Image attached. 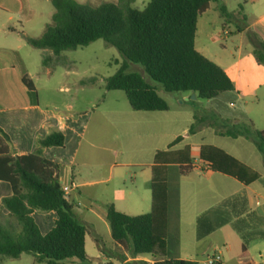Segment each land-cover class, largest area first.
I'll return each mask as SVG.
<instances>
[{
  "label": "trees",
  "instance_id": "16d2710c",
  "mask_svg": "<svg viewBox=\"0 0 264 264\" xmlns=\"http://www.w3.org/2000/svg\"><path fill=\"white\" fill-rule=\"evenodd\" d=\"M50 1L55 8L52 23L45 27L41 37L25 38L28 45L46 53L41 61L44 68L61 65L58 59L63 52L102 39L123 58L117 71L105 81L107 91H123L133 111L147 112L168 110L159 89L170 94L195 93L199 99L207 100L211 109L193 110L187 134L209 127L218 136L251 140L264 167V129L252 128L246 114L234 106L237 97L233 83L194 47L198 16L218 0H149L142 10L133 8V0H117L97 7L74 0ZM219 13L222 17L227 15L224 6H219ZM246 36L256 62L264 65V41L253 32ZM130 64L139 65L159 87L128 71ZM21 81L32 90L26 77ZM181 139L176 138L168 149L154 155L148 213L131 216L111 205L105 208L114 243L131 258H151V263L130 260L122 264H199L183 260L179 254L178 183L193 168L188 146L171 150ZM63 145V134L52 130L34 152L15 156L9 137L0 129V182L9 184L11 189V195L0 202V264L22 254H31L37 263L45 264L88 262L86 228L64 196L57 164L42 153L43 148ZM198 158L210 170L244 185L260 179L258 173L216 147L200 146ZM34 211L56 213L55 225L47 234L40 233L32 218ZM225 225H230L242 240L238 255L241 261L247 258L249 241L264 239V217L248 212L234 218L224 206L212 207L197 217L196 239L199 241Z\"/></svg>",
  "mask_w": 264,
  "mask_h": 264
},
{
  "label": "crops",
  "instance_id": "0c3cea01",
  "mask_svg": "<svg viewBox=\"0 0 264 264\" xmlns=\"http://www.w3.org/2000/svg\"><path fill=\"white\" fill-rule=\"evenodd\" d=\"M248 4L251 9L245 12L244 6ZM219 6H224L227 12L225 17L220 15ZM235 6L240 12L229 9L232 7L230 0L211 2L207 10L197 18L194 47L225 72L236 93L234 106L246 114L253 129L262 130L264 127H256L255 115L249 111L248 106L254 103L260 107L264 102V65L256 62L246 33L253 32L264 41V0H244ZM3 36L16 37V41L23 40L21 37L26 38L11 30H4ZM45 70L46 75L52 74L51 68ZM63 70L68 74L66 68ZM27 76L24 69L0 64V129L9 137L11 151L15 156L34 152L40 140L52 130L63 134L62 147H46L42 153L44 158L57 164L61 187L69 188L65 198L86 228L84 244L89 263L122 264L148 256L131 258L127 251L114 243L105 208L111 205L117 211L131 216H134L130 213L133 210L149 211L154 155L157 151L168 149L178 137L182 139L171 150L188 146L193 165L189 173L179 178L178 183L181 259L183 223L190 227L206 210L224 206L234 218L248 212L264 217V167L261 155L253 144L242 137L232 139L218 136L209 127L193 135L187 134L193 110L211 109V106L201 105L197 94L182 92L172 96L175 104L168 103L166 111H133L123 106L121 110L95 115L75 111L74 98L69 96L71 90L67 85H45L41 90ZM23 77L29 80L33 91L22 83ZM193 94L195 98L191 97ZM206 103L209 104L208 101ZM113 145L121 150L119 156L116 153L118 160L109 159L105 154ZM202 145L223 150L258 173L260 179L244 185L210 170L207 163L192 157V148L195 147L198 152ZM9 195V184L0 182V202ZM32 218L40 233L45 235L54 227L57 215L53 211H34ZM98 227L105 229L114 243L113 249L107 250L101 244ZM261 241L264 239L249 241L247 258L245 261L238 259L237 264H260L251 260L250 250ZM22 255L12 261H19ZM123 258L125 261H122ZM9 260H3L2 264H8ZM31 261L36 262L32 255ZM67 262L74 264L78 261Z\"/></svg>",
  "mask_w": 264,
  "mask_h": 264
},
{
  "label": "rangeland",
  "instance_id": "374dc122",
  "mask_svg": "<svg viewBox=\"0 0 264 264\" xmlns=\"http://www.w3.org/2000/svg\"><path fill=\"white\" fill-rule=\"evenodd\" d=\"M74 1L91 7H97L107 2H117V0ZM243 1L230 0L232 7L229 9L236 13L240 12V9L235 5L239 2L242 4ZM148 2L149 0H133L132 6L137 10H142ZM250 9V4L244 6L245 12ZM54 12L55 8L50 0H0V64L5 63L9 68L17 67L24 69L28 75L27 78L32 79L41 90L45 85H67L71 90L69 96H73L74 98L75 111L89 112L90 114L95 113L96 115L100 112L121 110L123 106L130 110L127 96L123 91H107L105 89L106 79L117 71L123 58L115 47L107 45L102 39L92 42L87 46L63 52L58 59L61 65L51 67L52 74L48 76L46 75L45 68L41 66L42 57L46 54L43 50L35 49L28 45L24 37H21L23 40L16 41V37L6 38L3 36L4 30H11L26 37L39 38L42 36L45 27L52 23ZM63 68L68 70V74L64 73ZM128 71L141 75L146 81L159 87L157 83L153 82L143 72L139 65L130 64ZM158 94L167 103L175 104V99L172 96L176 94L165 93L161 89L158 90ZM40 95L43 97V91L40 92ZM59 95L61 96V94ZM206 101L201 99V105L204 107L210 106ZM248 109L255 115L256 127H264V102L261 103L260 107L255 106L254 103H250ZM215 138L222 140L219 137ZM225 140L230 141L231 139L226 138ZM249 142L253 144L251 140ZM253 146L257 151L254 144ZM120 152V148L117 145H113L110 146V151H107L105 154L109 159L118 160ZM116 153L118 156H116ZM197 156L198 152L193 147L192 157L198 160ZM148 212V210H133L130 213L136 216ZM182 228L181 255L184 260L202 262L215 249H219L222 257L220 264H237L242 240L230 225H225L223 228L212 232L199 241L196 240V222H192L190 227L184 222ZM98 233L102 237L101 244L107 250L113 249L114 243L106 234L105 229L98 227ZM250 255L253 262L264 264V241L252 247ZM142 260L150 262L151 258L145 256ZM8 264L45 263L32 262L30 254H23L19 261H12L10 259ZM60 264L71 263L65 261ZM74 264L91 263L75 262Z\"/></svg>",
  "mask_w": 264,
  "mask_h": 264
},
{
  "label": "built area",
  "instance_id": "2783aa9c",
  "mask_svg": "<svg viewBox=\"0 0 264 264\" xmlns=\"http://www.w3.org/2000/svg\"><path fill=\"white\" fill-rule=\"evenodd\" d=\"M62 191L64 196H66L69 192V188L67 186L62 187ZM222 261L221 253L218 249H215L212 254L206 257V259L202 262L198 261L199 264H216Z\"/></svg>",
  "mask_w": 264,
  "mask_h": 264
},
{
  "label": "water",
  "instance_id": "95a60500",
  "mask_svg": "<svg viewBox=\"0 0 264 264\" xmlns=\"http://www.w3.org/2000/svg\"><path fill=\"white\" fill-rule=\"evenodd\" d=\"M191 97H192V98H195V95L193 94Z\"/></svg>",
  "mask_w": 264,
  "mask_h": 264
}]
</instances>
